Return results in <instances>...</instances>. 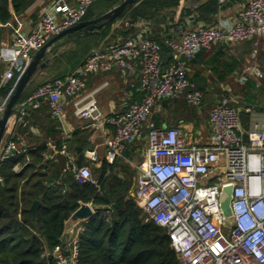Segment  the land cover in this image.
Wrapping results in <instances>:
<instances>
[{"label": "built area", "instance_id": "2783aa9c", "mask_svg": "<svg viewBox=\"0 0 264 264\" xmlns=\"http://www.w3.org/2000/svg\"><path fill=\"white\" fill-rule=\"evenodd\" d=\"M96 1L52 0L43 18L29 31L24 30V22L18 21L12 40L0 45V65L5 67L0 87L23 74L34 55L54 37L84 21ZM144 24L139 22L137 26ZM262 36L264 0H247L234 19H224L213 26L200 23L189 27L179 41L167 38L161 42L139 34L123 43L98 47L77 71L46 82L29 95L18 107L17 120L25 124L29 108L38 107L43 100L53 115L62 119V97L66 96L73 100L77 117L91 120L102 130L114 128L113 138L105 140L114 155L123 156L128 143L146 136L148 145L144 161L137 166L133 196L151 220L167 229L180 264H264V120L253 124L246 140L239 107L234 98L223 96L210 110L212 133L207 144L198 145L179 128L158 126L153 121L145 133L158 100L185 98L195 107L205 104L206 93L188 76V66L181 57L192 60L218 44ZM163 45L176 53L168 66L163 65ZM138 59L143 65L140 87L145 92L141 102L132 103L125 111L105 114L95 96L83 95L88 74L118 68L127 77ZM250 75L264 78L257 64L246 67L243 79L246 81ZM3 108L0 106V114ZM13 133L9 131L0 146V170L3 161L28 153V147L12 138ZM61 154L68 157L63 174H71L77 183H95L91 168L78 163L67 142ZM86 154L90 160H98L96 149ZM15 168L20 170L18 165ZM61 183L59 178L53 185ZM228 183L235 185L232 209L236 223L230 235L224 231L220 202L222 189ZM83 230L81 224L72 238L45 251L43 257H53L55 264H81Z\"/></svg>", "mask_w": 264, "mask_h": 264}, {"label": "trees", "instance_id": "16d2710c", "mask_svg": "<svg viewBox=\"0 0 264 264\" xmlns=\"http://www.w3.org/2000/svg\"><path fill=\"white\" fill-rule=\"evenodd\" d=\"M40 1L0 0V45L4 41L7 24L13 22L16 16L26 17L29 9ZM51 1L44 0L46 4ZM237 1L242 0H228L227 3H222L220 0L206 2L136 0L116 19L105 23L100 31L84 35V38L88 39L86 44L90 43V47L77 60L63 67L61 64L64 62L63 57L61 55L56 57L54 63L57 64V70L63 73L59 78L65 77L64 74L68 70L80 64L91 50L116 44L113 39L121 37L122 40L117 43H123L139 34L154 35V38L161 42L167 38L173 39L170 32L176 27L185 31L201 22L210 26L215 25L219 12L225 9L228 3ZM122 2L123 0H108L102 8L94 9L91 6L84 20L99 17ZM127 21L129 25H126ZM139 22L147 23L145 27L150 26L151 29L147 31L144 26L138 27ZM170 48L163 45V61L165 57L167 58L165 66L175 60ZM218 50L220 52H217L224 55L227 48L221 46ZM206 52L210 51L203 50L199 55ZM228 64L230 61L219 60L221 67ZM4 70L5 67L0 65V84ZM214 71L220 80H225L234 68L228 69L226 74H222L219 69ZM188 76L190 77L189 70ZM17 78L18 74L0 87V104L8 98ZM192 80L194 81L193 78ZM246 88L248 89V91L245 90L246 101L251 103L254 101L251 89L259 88L257 81L248 79ZM28 95L30 93L27 90L18 103H21ZM235 104L238 106L237 102ZM46 106L51 110L48 102ZM206 107L212 108L210 105ZM241 113L244 117L245 111ZM16 114L17 110L14 109L12 115L16 116ZM152 121L160 126L153 111L146 123L145 133L148 132V125ZM247 123L248 121L246 125ZM12 138L20 143L16 134ZM63 142V140H57L55 149L60 151ZM87 147L74 141L73 148L70 150L75 155H79L80 165H87L84 158ZM53 151L49 149L48 142L43 141L36 149H30L27 154L2 162L0 264H55L53 257H43V254L45 251H52L63 242L65 222L79 208L80 202L109 206L97 209L94 217L83 223L84 230L80 234L81 264H180L178 253L172 246L167 229L151 220L131 193L137 169L129 162L131 157L125 150L123 156L116 157L113 162L106 159L100 166L93 167L95 183H77L71 174H63L67 158L59 156V151L52 159L45 160L44 153L53 154ZM18 164L22 165L20 170L15 168ZM59 178H62V183L53 185ZM35 200L42 201L36 219L30 212V207Z\"/></svg>", "mask_w": 264, "mask_h": 264}, {"label": "crops", "instance_id": "0c3cea01", "mask_svg": "<svg viewBox=\"0 0 264 264\" xmlns=\"http://www.w3.org/2000/svg\"><path fill=\"white\" fill-rule=\"evenodd\" d=\"M201 1L206 2L208 0ZM245 1L247 0L228 3V6L221 10L217 15L216 24H219L221 20L224 19H234L237 11L241 8ZM220 2L227 3L228 0H220ZM46 6V2L41 0L37 5L29 9L26 17L20 18L16 16L13 22L7 24L5 38L1 44L9 43L12 40L15 28L18 25V21L24 22V30L26 31L34 28L40 21L41 15L44 13ZM12 12L14 13L13 9ZM145 25H147V23L144 24L145 30L148 31L151 29L150 26L145 27ZM183 31L184 30L181 28L176 27L175 29L171 30L170 35L174 40L179 41ZM78 32L85 33V30ZM66 37L67 39H70L73 37V33L56 40L48 47L47 55L44 59L48 60L46 67L38 69L37 73L25 89V91L28 90L30 95L32 94L31 92L35 91L40 85L55 78H59L63 74L61 72L59 73L57 70V64H55L54 61L56 57L60 56V51L63 50L62 48H64V45L57 48L56 45L60 42V45H62ZM148 37L154 38V35H150ZM263 39L264 36L258 39L246 40L233 44L221 43L210 49V52H206L201 55L198 53L196 57L193 58L194 60L192 59L193 61L181 57V59L185 61L188 66L190 78L194 79L197 87L203 90L206 93V96L207 94H211L220 99L223 96H228L226 94H230L229 96L236 100L240 111H245L244 117L241 113V121L242 133L246 140L248 132L252 128L253 124L256 121L264 120V78L259 79L255 75H250L245 81L243 76L246 75V68L243 70V64L245 56L247 54L249 55L250 51L252 58H257L259 56L258 48L261 40ZM121 40V37L113 39L115 43L120 42ZM256 41H258V45H256ZM234 45L236 46L235 48ZM249 45L252 46V50L250 49ZM221 46L227 48L226 54L224 55L219 53L220 51L218 49ZM246 46H249V48H246ZM243 47L246 49L243 50ZM255 49H257V52L254 54ZM93 50H91L90 53ZM170 51L171 54L175 56L176 53L172 48H170ZM166 59L167 58L165 57L163 61L164 66L166 65ZM83 60L75 68L68 70L64 76L66 77L77 71L85 61ZM219 60L230 61V64H228V66L221 67L219 66ZM230 68H234V71L227 75L225 80H220L214 71L215 69H219L222 74H226L227 70ZM142 69L143 65L141 60L138 59L135 61L134 68L130 71L127 77L123 76L118 68H114L111 71L92 72L87 75V85L83 95L92 94L95 96L99 102L101 110L105 114L125 111L132 103L141 102L145 96V92L140 87ZM248 79H251L255 82L257 81V86L260 84L258 89H251L252 93L254 94V101L251 103L246 101L245 96V90L248 91L246 88ZM26 98L21 103H23ZM62 100L65 107V113L62 119H57L55 116H53L51 110L46 106L47 101L44 100L41 101L38 107L31 106L29 108L28 115L26 116V118H29L26 119L25 124H22L17 120L18 107L21 104L17 103L16 107L14 108L17 110V114L16 116L12 115V121L7 128V134H5L6 136L4 138L9 135V131L14 130L13 135L16 134V138L18 139V142H20L18 144L28 147V152L30 149H36L43 141H47L49 149L52 151L54 150V153H44L46 161L52 159L57 154V151H59L55 149L57 140L60 139L64 142H67L69 150L73 148L74 141H76L79 145L88 146L86 151L89 149L97 150V161L90 160L86 154V151L84 153L87 166H89L91 170L94 166H100L106 159L113 162L116 157H120L114 155L113 152L105 145L106 138H113L114 136L113 127L107 126L106 129L102 130L96 125H93L91 120L77 117L74 113L73 100L66 96H63ZM6 101L3 104H0V106H3ZM208 105L212 107L214 104H207V101H205V104L202 107H195L190 105L185 98L162 99L155 104L153 112L157 116L160 126L177 127L190 141H193L198 145H204L210 142L212 133L210 124L211 108H207L206 106ZM246 121H248L247 125ZM147 145L148 141L146 136L126 145L125 151L127 152L128 156L131 157H128L131 159L129 162L136 169L137 166L144 161ZM58 154H60L59 156L66 157L68 161V157L64 154H61V150L58 152ZM72 154L78 161L79 155H75L74 153ZM18 166L19 168L22 167V165L19 164ZM66 238H68V236Z\"/></svg>", "mask_w": 264, "mask_h": 264}, {"label": "water", "instance_id": "95a60500", "mask_svg": "<svg viewBox=\"0 0 264 264\" xmlns=\"http://www.w3.org/2000/svg\"><path fill=\"white\" fill-rule=\"evenodd\" d=\"M136 0H123V2L111 9L110 11L106 12L105 14L96 17L91 20H84L73 26L61 34L54 37L48 44H46L41 50H39L33 57L31 63L25 70L23 74H21L16 83L14 88L4 104V108L2 113L0 114V146L4 140L7 128L9 127L10 122L12 121V114L13 110L16 107L19 99L21 98L22 94L24 93L27 85L35 76L39 68H45L48 60H44L47 55L48 47L55 42L56 40L74 33L78 31L85 30V33L95 32L103 28L104 24L110 21H113L118 16H120L127 7L133 4ZM44 60V61H43ZM207 104H215L219 102V99L211 94H207L206 96ZM234 184L228 183L224 185L220 197L221 207L224 215L225 220V233L230 235L233 226L236 223V218L232 209V199L234 196ZM42 205V201L35 200L30 207V212L33 215V218L36 219L38 216V211L40 206ZM109 206H101V205H92L86 202H80V206L77 210H75L70 218L65 222V228L62 235V240H64L67 236L72 238L75 230L83 223L87 222L89 219L94 217L97 209L101 208H108Z\"/></svg>", "mask_w": 264, "mask_h": 264}, {"label": "rangeland", "instance_id": "374dc122", "mask_svg": "<svg viewBox=\"0 0 264 264\" xmlns=\"http://www.w3.org/2000/svg\"><path fill=\"white\" fill-rule=\"evenodd\" d=\"M107 3H108V0H98L92 5V7H94V9L102 8ZM86 34L87 33H81V32L73 33V37H71L70 39H67V37H66L64 39V41H63L64 43H62V45H60L61 42L57 43L56 48L64 45V48H62L63 50L60 51V55L64 59V62L61 63L63 65V67H66L67 64L77 60L80 57V55L82 53H84V51H86L90 47V45H89L90 43L86 44V42H87L86 40H88V39L84 38V35H86ZM249 46H250V49L252 50V46L251 45H249ZM249 46H246V48H249ZM235 47L236 46L234 45V48ZM246 48H244L243 50H245ZM258 49H259V56L257 58H252V56L250 54L251 51H250L249 55L247 54L245 56V60H244V64H243V70L247 66L257 63V65H259L264 72V39L261 40ZM234 102L236 103L235 99H234ZM92 172H93V168H92ZM136 176H137V173L133 179L134 182H133V186H132V190H131L132 195H133L135 187H136V179H135Z\"/></svg>", "mask_w": 264, "mask_h": 264}]
</instances>
